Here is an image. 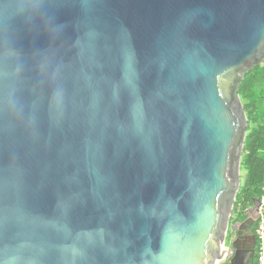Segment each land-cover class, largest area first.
Instances as JSON below:
<instances>
[{"label": "water", "instance_id": "water-1", "mask_svg": "<svg viewBox=\"0 0 264 264\" xmlns=\"http://www.w3.org/2000/svg\"><path fill=\"white\" fill-rule=\"evenodd\" d=\"M263 62L264 0H0V264L231 257Z\"/></svg>", "mask_w": 264, "mask_h": 264}, {"label": "trees", "instance_id": "trees-1", "mask_svg": "<svg viewBox=\"0 0 264 264\" xmlns=\"http://www.w3.org/2000/svg\"><path fill=\"white\" fill-rule=\"evenodd\" d=\"M245 110L248 127L241 159V185L232 214L235 221L245 217V212L259 200L264 185V62L245 75L238 90ZM232 215V216H233ZM259 220L256 223V230ZM258 243V240H257ZM255 264H259V251Z\"/></svg>", "mask_w": 264, "mask_h": 264}, {"label": "flooded vegetation", "instance_id": "flooded-vegetation-1", "mask_svg": "<svg viewBox=\"0 0 264 264\" xmlns=\"http://www.w3.org/2000/svg\"><path fill=\"white\" fill-rule=\"evenodd\" d=\"M249 217H245L240 221H235L236 217L231 216L227 236L225 239V246L233 251L231 257L225 259L224 264H255V258L257 253V235H256V223L258 220V209L253 212H248ZM236 226V230L233 231V227L237 223H242ZM239 252L236 258V253Z\"/></svg>", "mask_w": 264, "mask_h": 264}, {"label": "built area", "instance_id": "built-area-1", "mask_svg": "<svg viewBox=\"0 0 264 264\" xmlns=\"http://www.w3.org/2000/svg\"><path fill=\"white\" fill-rule=\"evenodd\" d=\"M258 220L259 226L256 230V235L258 240L259 264H264V185L262 197L259 199Z\"/></svg>", "mask_w": 264, "mask_h": 264}, {"label": "rangeland", "instance_id": "rangeland-1", "mask_svg": "<svg viewBox=\"0 0 264 264\" xmlns=\"http://www.w3.org/2000/svg\"><path fill=\"white\" fill-rule=\"evenodd\" d=\"M242 172H241V178H242ZM233 215V214H232ZM225 263V260H222L221 262H219V264H224Z\"/></svg>", "mask_w": 264, "mask_h": 264}]
</instances>
